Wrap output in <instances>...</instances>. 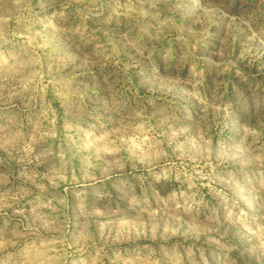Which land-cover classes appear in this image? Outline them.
I'll list each match as a JSON object with an SVG mask.
<instances>
[{"label": "rangeland", "instance_id": "obj_1", "mask_svg": "<svg viewBox=\"0 0 264 264\" xmlns=\"http://www.w3.org/2000/svg\"><path fill=\"white\" fill-rule=\"evenodd\" d=\"M0 264H264V0H0Z\"/></svg>", "mask_w": 264, "mask_h": 264}]
</instances>
